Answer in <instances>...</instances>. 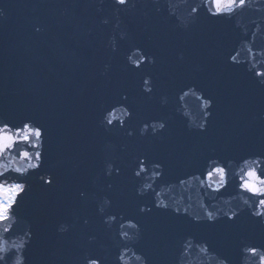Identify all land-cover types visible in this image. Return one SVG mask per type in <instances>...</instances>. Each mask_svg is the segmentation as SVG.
I'll use <instances>...</instances> for the list:
<instances>
[{
	"label": "water",
	"instance_id": "obj_1",
	"mask_svg": "<svg viewBox=\"0 0 264 264\" xmlns=\"http://www.w3.org/2000/svg\"><path fill=\"white\" fill-rule=\"evenodd\" d=\"M201 3L129 0L127 8L117 12L120 6L114 7L113 0H0V116H31L44 125L41 173L53 180L51 186L36 184L39 191L21 201L25 222L17 231L30 225L34 233L27 264H85L89 256L102 257V264H142L138 255L148 257L143 264H217L218 253H228L233 264H245L236 254L234 233L264 243L260 226H253L247 216L231 229L189 224L203 216L205 208L219 210L221 217L247 210L243 198L248 197L238 192L236 173L243 167L242 157L259 151L264 132L259 120L264 91L247 74L253 64L264 70V0H249L231 18L211 19L201 12L188 30L178 28L180 20L190 18L191 6ZM103 18L110 22L100 23ZM37 26L39 33L34 31ZM111 38L118 42L115 52L108 47ZM144 53L160 63L131 70ZM229 54L237 56L234 66L224 63ZM105 64L110 65L107 70ZM148 75L157 81L151 99L140 85L141 77ZM192 81L216 100L204 136L195 128L206 111L203 101L190 95L177 103L176 88ZM117 88L128 94L127 103L135 110L131 127L162 118L167 130L159 135L149 127L143 137H126L118 130L120 121L128 119L120 111L113 113L112 132L97 128L99 106ZM141 154L160 161L162 176L154 177L150 164L141 177L133 176ZM208 157L229 166L228 185L219 192L213 191L217 183L203 177L210 170ZM145 185L150 187L137 195ZM81 191L86 193L83 198ZM137 203L153 211L136 217L142 238L126 241L119 233L137 232L127 227ZM157 203L168 207L156 208ZM249 203L254 201L249 198ZM105 213L116 220L103 223ZM61 226L68 231L60 232ZM187 235L194 238L193 246L179 251L181 236ZM202 239L209 241L207 252L201 251L202 243L196 245Z\"/></svg>",
	"mask_w": 264,
	"mask_h": 264
},
{
	"label": "snow or ice",
	"instance_id": "obj_2",
	"mask_svg": "<svg viewBox=\"0 0 264 264\" xmlns=\"http://www.w3.org/2000/svg\"><path fill=\"white\" fill-rule=\"evenodd\" d=\"M128 2L129 0H113V6H120L116 7L117 12L124 11L128 6ZM248 3L249 0H203V3L191 6L190 18L180 20L177 27L188 30L200 18L201 12H204V15L211 19L231 18L238 12L243 11L248 6ZM0 15H3V13L0 12ZM109 22L107 18L100 20V23L105 25ZM34 31L39 33L41 28L38 26L34 27ZM125 36L126 34L122 33L120 40H124ZM108 47H110L112 52H115L118 48L117 40L111 38ZM158 63H160L158 57L154 55L149 56L148 53H144L140 59L133 62L131 70L141 71L146 64L156 65ZM224 63L225 65H229L230 63V65L234 66L238 63L237 56L231 54L225 56ZM109 67L110 65L108 64L104 65L105 70ZM247 74L264 91V70H258L256 65L253 64L247 69ZM140 85L142 86V94L151 99L152 93L157 87L156 79L151 75L142 76ZM197 91L202 95H197ZM176 92L178 94V104L185 101L190 95L198 101H203L202 108L206 109V111L203 112L201 122L196 124L195 128L197 129V135H206L215 116V97L208 95L195 81L183 83L176 88ZM128 99L127 93L118 88L114 89L108 99L99 106V110L94 117L96 127L107 132H112L116 129V117L113 113L120 111L128 118L127 120L120 121L118 129L126 137H143L149 127H151L153 133L159 135H162L167 130V120L162 118L159 122H155L152 125L143 122L138 128L131 127L136 113L132 105L127 103ZM164 102L166 103L167 101L165 100ZM116 105H122V107L117 109ZM176 111L179 112L180 108L177 107ZM184 115L187 116L188 113L185 112ZM259 120L264 125V108L261 109ZM186 127L191 131L193 125L189 123ZM46 132L47 129L44 125L31 116H23L18 119L0 116V264H27L28 257L26 253L32 244L34 233L30 225L27 230L21 229L17 231L19 225L25 222L24 217L20 213V207L23 198L28 196L29 192L32 191L34 180L42 182L40 187H44L45 185L51 186L53 183L51 178L45 179L44 174L41 173L46 154ZM141 156L136 157L139 167L138 170L133 172L135 178H139L143 173H146L148 171L147 165L149 164L153 169L154 177L159 178L162 176L160 161L150 160L143 154ZM241 162L243 167L236 173L239 176L237 189L238 192L247 194L248 198H243V203L247 206V210L240 209L238 211L225 212L221 217L218 215L219 210L210 211L205 208L204 215L194 217L189 221V224L194 226L204 225L209 228L215 227L217 224H223L231 229L238 226L242 216H247L248 221L253 226H260L261 232L264 233V132L261 134L259 151L251 152L247 157H242ZM206 163L210 166V170L204 173L203 177L213 180L218 184L217 187L213 188V191L219 192L221 189L227 187L229 182V166L212 157H208ZM119 171V168H116L117 174H119ZM108 172L111 175V165L108 166ZM216 177H219L218 181L215 180ZM193 178L200 179L199 177ZM108 187H111V185H108ZM149 187L150 185H145L144 188L137 192V195H143ZM79 195L83 198L86 196V193L81 191ZM249 198L254 203L250 204ZM104 203L110 204V200L106 199ZM155 207L167 209L168 205L157 203ZM100 211L104 212V209L101 208ZM152 211V207L141 206L140 203H137L134 207L135 216L127 218V227L137 229V232L134 236H129L127 231H121L119 233L120 237L126 241H138L141 239L140 222L136 217L148 216ZM176 212L179 213V209H176ZM185 212H187V209H185ZM105 215L108 216V219L103 220V223L107 224L110 221L116 220L114 214L105 213ZM83 223L87 224L88 220L85 219ZM124 227L125 225L121 224V228L123 229ZM59 231L66 232L68 229L61 226ZM13 236H15V239H12ZM10 239H12V242L9 244L8 241ZM193 239L190 235L181 236L182 243L178 250L187 252L193 246ZM201 243L204 245L201 251L207 252L210 247L209 241L207 239L196 241L197 246ZM233 243L237 256H242L245 264L250 260L258 261V264H264V243L256 244L239 232L234 233ZM124 248H127L126 243L124 244ZM136 258L137 260H142V264L148 259L146 255L143 258L138 255ZM85 264H102V257L89 256L86 258ZM217 264H233V261L228 253H218Z\"/></svg>",
	"mask_w": 264,
	"mask_h": 264
}]
</instances>
